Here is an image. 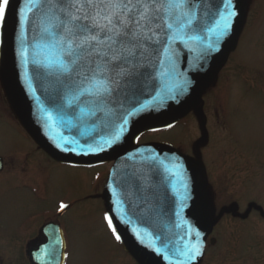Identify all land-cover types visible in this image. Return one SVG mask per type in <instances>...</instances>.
Returning a JSON list of instances; mask_svg holds the SVG:
<instances>
[{"label": "water", "instance_id": "95a60500", "mask_svg": "<svg viewBox=\"0 0 264 264\" xmlns=\"http://www.w3.org/2000/svg\"><path fill=\"white\" fill-rule=\"evenodd\" d=\"M220 7L221 0H201V35L207 34ZM233 9L231 27L215 48L175 43L174 67L167 76L158 64L163 57L151 53L146 66L123 80L102 110L81 117L78 108L67 107L71 81L33 62L41 10L29 13L26 0H9L5 8L0 79L13 113L35 143L60 163L89 167L115 161L103 197L125 249L139 264H199L213 231L204 164L166 144H136L142 135L168 129L200 107L237 48L245 0H233ZM115 131L118 140L97 147ZM197 243L202 254L194 260L179 255Z\"/></svg>", "mask_w": 264, "mask_h": 264}, {"label": "rangeland", "instance_id": "374dc122", "mask_svg": "<svg viewBox=\"0 0 264 264\" xmlns=\"http://www.w3.org/2000/svg\"><path fill=\"white\" fill-rule=\"evenodd\" d=\"M250 3L237 51L216 87L205 95L210 142L204 160L217 212L233 201L242 212L252 201L264 209V0ZM188 119L171 131L148 134L141 142H176L188 150L201 135L194 116ZM35 147L0 84V156L5 160L0 173V236L13 240L7 242L4 255L12 254L10 244L26 243L56 203L67 201L78 205L63 220L69 245L66 264H136L113 235L104 201L95 198L104 190L106 175L55 164ZM211 238L216 243L208 241L200 264H264V219L256 212L245 222L224 216Z\"/></svg>", "mask_w": 264, "mask_h": 264}, {"label": "snow or ice", "instance_id": "6c2138e0", "mask_svg": "<svg viewBox=\"0 0 264 264\" xmlns=\"http://www.w3.org/2000/svg\"><path fill=\"white\" fill-rule=\"evenodd\" d=\"M8 3H0V22ZM221 3L212 26L201 35L197 26L201 0H26L29 13L40 9L42 14L33 62L71 81L67 107L78 108L81 117L95 115L123 80L146 66L151 53L163 57L158 64L161 74L167 76L174 67L175 43H195L204 51L215 48L228 33L235 15L233 0ZM26 53L24 48L25 60ZM118 139L119 131H115L97 147L102 149ZM66 207L60 205L61 210ZM105 219L111 228L110 218ZM112 231L119 240L115 229ZM201 254L199 243L185 246L179 253L186 261Z\"/></svg>", "mask_w": 264, "mask_h": 264}, {"label": "flooded vegetation", "instance_id": "af4514ba", "mask_svg": "<svg viewBox=\"0 0 264 264\" xmlns=\"http://www.w3.org/2000/svg\"><path fill=\"white\" fill-rule=\"evenodd\" d=\"M225 117L228 118L229 113L224 114ZM218 117V115H217ZM207 122H208V118H207ZM209 130V129H208ZM202 142L197 143V145H195V148H189L188 150H186L185 148L180 147V144L178 143V147L181 148L180 151L189 154L191 156H195L196 158L201 159V157L204 158V153L205 150L204 149L202 151ZM36 148V147H35ZM203 154V155H202ZM52 161V160H51ZM56 164V163H55ZM206 164V162H205ZM4 166H5V160H4ZM206 168L208 171V175L209 177L211 176V172L209 170V165L206 164ZM102 181V180H101ZM254 201L249 202L247 204V206L249 207H254L253 204ZM61 204H65V205H71L69 208H67L66 210H61L60 205ZM77 204V202H75L73 204H69V202H64V201H60L58 203H56L50 210L49 212L45 214V217H43V220L41 221V225L39 226L38 230L33 234V236H27L26 237V243L24 241H22L20 244H15L16 247H14L13 244H10L9 247L12 249V254L7 253L6 255H4L5 250L7 249V242H11L13 243L12 239H7L4 237L0 236V264H4L7 259V264H33L31 261V257L32 255H36L38 254V252H40V250H42L44 247L43 245L46 243V237L42 232V226L47 224V223H56L59 224L61 226V228L64 231V236H65V241H66V249H65V254L66 256H68V251H69V245L67 243L66 240V231H67V227L65 226L66 222H63L65 216L68 214V212H70V210H73L75 208V205ZM78 205V204H77ZM76 205V206H77ZM227 208H232V211H238L241 209L240 204L238 202H231L229 203L227 206ZM22 239H17V241H21ZM6 241V242H5ZM2 244V246H1ZM47 249V247L44 248V250ZM123 250V249H122ZM16 251L18 254H16ZM124 251V250H123ZM46 254H52L53 253L51 251H46ZM6 256V258H5ZM7 257H13L12 259H9ZM15 257H17L16 261H15ZM21 258V261L18 262V260ZM66 261H67V257H66ZM6 264V263H5ZM66 264V262H65Z\"/></svg>", "mask_w": 264, "mask_h": 264}, {"label": "bare ground", "instance_id": "6f19581e", "mask_svg": "<svg viewBox=\"0 0 264 264\" xmlns=\"http://www.w3.org/2000/svg\"><path fill=\"white\" fill-rule=\"evenodd\" d=\"M175 129V128H174ZM106 177H107V175H106Z\"/></svg>", "mask_w": 264, "mask_h": 264}]
</instances>
